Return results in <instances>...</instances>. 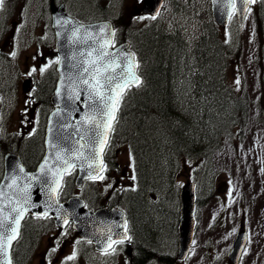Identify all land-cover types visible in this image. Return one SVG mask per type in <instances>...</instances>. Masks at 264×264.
Here are the masks:
<instances>
[{"label":"trees","instance_id":"1","mask_svg":"<svg viewBox=\"0 0 264 264\" xmlns=\"http://www.w3.org/2000/svg\"><path fill=\"white\" fill-rule=\"evenodd\" d=\"M82 2L83 6L92 3ZM191 10H198L194 3ZM106 11L103 8L99 13L106 15ZM260 17L264 28V4ZM200 24L188 43L185 29L152 25L133 31L118 26V37H126L136 48L143 80L129 89L121 102L113 138L130 146L135 157L138 185L130 196V218L143 242L154 246H162L161 239L171 237L175 215L168 206L175 202L172 184L176 168L199 161L196 171L200 180L209 179V159L218 140L231 126L242 123L250 111L247 93L234 88L226 78L233 56L226 52L227 45L208 11ZM260 61L264 72V56ZM48 90L47 85L42 86L41 97H46ZM258 100L254 118L262 125L264 100L261 96ZM40 146L41 140L35 136L21 151L35 158ZM158 170L161 174L155 173ZM146 189L160 200L145 201ZM143 256L145 253L139 252L137 260Z\"/></svg>","mask_w":264,"mask_h":264},{"label":"rangeland","instance_id":"2","mask_svg":"<svg viewBox=\"0 0 264 264\" xmlns=\"http://www.w3.org/2000/svg\"><path fill=\"white\" fill-rule=\"evenodd\" d=\"M82 1L84 0H70V7L76 13L82 12L86 17H90L91 12L96 9L97 1L105 5H112L110 8H117L118 13H122L124 30L130 27L127 25L128 21L138 26L146 22V19H135L140 17L134 11L137 0H91L92 3L89 6L86 5V8L82 7V5H85ZM193 3L198 10L203 5L201 0H194ZM5 4L6 10H10V13L12 8L16 7L13 0H5ZM36 4L37 0L29 4L30 8L27 16L29 12L33 16ZM187 12L193 11L187 10ZM114 13L116 14V12ZM20 16L21 11H15L8 20L19 19ZM254 16H256L255 13L250 18L247 17L241 28L235 26L232 27L231 32L226 30L223 31V34L224 36H230L231 34L232 39L226 44L240 54L239 56H233L229 62L227 78L234 86H237L235 81L239 77L240 86L247 91L251 100L256 101L259 96L264 100V92H262L259 82L260 71L256 63V60H259V47L262 44L260 34H264V28L259 22H255ZM4 20L5 17L2 18L0 14V22L2 23ZM24 20H29V18ZM43 23L41 19H37L35 22L28 21L22 33L26 40L19 43V59L16 61L17 65L14 66L16 68L20 67L23 72H27L26 64H31L30 67L35 68L36 71L34 72L38 74L41 67L51 62V52H53L51 40H47L45 43L36 40L37 35L45 34ZM178 24L182 25V22L178 21ZM175 25H177V22ZM134 29L135 27L131 30ZM184 29L190 30L189 28ZM24 43L28 44L24 46ZM236 43H239V45L235 48L234 44ZM6 47L9 51L8 44ZM26 54L28 55L26 56ZM17 74L18 72H15L13 76ZM19 95V99H25L21 92ZM6 111L10 113V109ZM18 111L17 108L14 109L11 115L12 121H14V116L15 119L17 117V120L20 121ZM250 113L253 114L252 109ZM28 114L29 110H26L23 119L25 126L27 125L25 120ZM18 121L15 128L19 125ZM6 124L7 122H0V129H3ZM8 128L13 130L12 125ZM244 137L243 144H239L233 139L224 143L221 151L216 153L212 159V172L208 177L211 182L201 181L199 195L202 201L197 208L196 235L188 258L181 264H231L227 254L241 224L247 227L248 241L240 256L239 264H264V130L259 126L250 125L249 132ZM117 160L120 165V171L117 175L125 177L127 186L133 172L132 158H130L129 151L126 148H121L118 151ZM189 175L187 170L183 168L180 176H178L177 183L180 185L185 182L189 179ZM105 176L107 177L106 180H98L86 186L87 193L91 191V195L87 194L88 198H95L96 194H100L97 200L101 201L105 191L119 186V183H114L117 180L116 177H111L110 174ZM108 185H111V187H108ZM210 187L213 188V191L208 190ZM230 192L231 195H229ZM168 207L176 208L172 205ZM63 234L66 236H64L63 243L60 244L75 243V239L68 235L69 232ZM52 235L49 239H45V247L52 245L51 243L54 242V234ZM43 250L44 247L40 244L38 248L31 252L24 264H38L41 261Z\"/></svg>","mask_w":264,"mask_h":264},{"label":"snow or ice","instance_id":"3","mask_svg":"<svg viewBox=\"0 0 264 264\" xmlns=\"http://www.w3.org/2000/svg\"><path fill=\"white\" fill-rule=\"evenodd\" d=\"M4 2L5 0H0V8L3 7ZM148 2L149 0H137L140 4ZM256 2L257 0H226L225 6L231 4L236 8L237 3L241 6L235 12L229 13L228 18L232 19L234 15L243 17L242 8ZM248 10L251 11V8ZM146 18L155 20L157 17L156 15L140 16L135 19ZM56 24L62 30L58 35L71 32L72 35L68 37L70 43L82 46L85 50L81 51L78 57H74L75 62L71 65L74 72L61 77L62 87L58 88L57 95L65 96L70 103L53 113V116L59 119L53 126L54 131L53 128L49 129L54 139L48 142V153L39 165L38 174H25L23 184L20 183V176L13 175L6 178L11 179L12 183L0 185V264H12L10 252L13 242L19 239L21 222L31 209L38 207L31 199L34 183L39 184L45 194L46 210L31 215L37 219H47L48 211L55 209L59 213L57 219L63 220L69 228L72 227L65 218L66 214L61 211L58 200L59 193L63 191L65 176L71 175L72 170L79 167L86 170L88 178L93 181L107 179L103 175L107 171L104 156L110 148L111 134L115 131L121 102L132 85L142 84L137 74L139 64L134 59L135 54L130 52L114 54L110 50L112 45L109 38L115 35V31L109 24L83 25L74 23L71 19H57ZM96 30L102 34V39L93 35ZM16 54L13 51L11 56L15 57ZM50 63H59V61ZM47 67L48 65L41 67L40 71L44 72ZM32 71L36 69L33 68ZM235 83L240 84L239 77ZM77 101L82 102L84 111L80 118L73 122L72 113L80 111L76 106ZM18 171L24 173L22 167ZM132 179L135 177L133 176ZM113 230L110 229L105 234V238L110 241L105 248L106 255L110 254L108 249L111 253H115L114 245L123 243V239H112ZM124 239L131 238L124 237ZM76 243L78 244L79 241ZM57 245H59L58 240ZM56 251L57 248L50 249L49 255ZM76 257L74 246L72 254L66 256L62 264L73 261Z\"/></svg>","mask_w":264,"mask_h":264},{"label":"water","instance_id":"4","mask_svg":"<svg viewBox=\"0 0 264 264\" xmlns=\"http://www.w3.org/2000/svg\"><path fill=\"white\" fill-rule=\"evenodd\" d=\"M162 0H149L148 3L143 4L142 11L143 12H152L154 14L157 13L160 4ZM211 2V10L212 15L214 19L217 21V23L221 25H226L229 17V13L232 11V5L227 4L226 0H210ZM249 5L244 6L242 8L243 11V17L246 13V10ZM241 6L239 3H237V8H240ZM52 26L55 28L56 31V49L58 54V61L57 63V71H58V80L56 89L54 91V94L52 96V102L56 106V108L50 113L47 120L46 130H45V138H44V145H45V153L43 157L48 153V142L50 140H53V134L50 133L49 129L53 128L54 131V125L59 119V117H54L53 113L57 112L58 109H62L65 107L66 104H69L70 102L67 100L65 96L57 95L58 88H61V77L71 75L74 72V69H72L71 65L75 62L74 57H78L79 53L81 51H84L85 49L82 46L79 45H72L68 39L69 36L72 35L71 32H67V34H61L58 35V33H61L62 30L59 25L56 24L57 19H71L74 23L77 24H83V25H102V24H109L111 29H113L112 24L110 21H102V22H96V23H79L74 18H71L66 15L63 6L52 8ZM238 22L241 24L243 17L236 15ZM93 35L98 36V38L102 39V34L99 33V30H96ZM110 42L112 44L114 36L110 37ZM128 42H121L120 44L116 45L114 48H110V50L115 54L118 52H130L127 51ZM137 62V61H136ZM139 76V75H138ZM140 77V76H139ZM141 80V78H140ZM135 86V85H133ZM83 97L81 98L82 101ZM81 101H77V107H79V112H73L71 116V120L74 122L75 120L80 118V115L83 113L84 108ZM40 160L37 168L29 172L27 171L21 161L19 160L18 156L15 154H8L5 156L4 161V174L0 181V185H3L5 183H12L11 179H6L8 177H11L13 175L20 176L21 181L20 183H24V175L25 174H38L39 165L43 160ZM24 169V173H20L18 171L19 168ZM86 168V165H85ZM78 169V175L76 178V185H81L82 181L86 178H88V173L86 170H82L81 168L77 167ZM31 199L32 202L37 204L38 207L33 208L30 210V213H42L46 209L44 207V201L46 199L44 192L41 190V186L39 184H35L31 190ZM60 209L63 213L66 214L65 218L68 221L72 222L73 227L78 231L80 235H84V237L96 239L97 245H105L104 242L108 241L105 238V234L109 232V229H114L112 232L118 231L119 235H113L112 239H123V226L125 225V219L124 214L115 209L106 210L105 208H100L95 211H90L89 209L84 208V202L79 197H70L67 199V201L59 202ZM180 241H179V250L178 255L179 256H185L189 244L192 240L193 236V227L195 224L194 218H193V211H194V185L191 183L185 184L181 191H180ZM48 215H51L53 217L55 224L63 227L65 225L63 220L57 219V216L59 213L53 210L48 211ZM114 226L119 225V227ZM245 240V230H240L238 232L237 237L234 240L232 249H231V255L232 259L235 260L236 257L239 255L240 251L242 250L243 244ZM95 242V241H94Z\"/></svg>","mask_w":264,"mask_h":264},{"label":"flooded vegetation","instance_id":"5","mask_svg":"<svg viewBox=\"0 0 264 264\" xmlns=\"http://www.w3.org/2000/svg\"><path fill=\"white\" fill-rule=\"evenodd\" d=\"M50 36H51V40H53V32L52 31H50ZM51 53H53L52 55L55 56L54 51L51 52ZM27 77H30L33 80V82H32L33 85L31 86V85L26 84L24 87L28 88L31 92H33V90H35L36 87H37V85H36L37 83L35 82L36 79H34L31 74L30 75L27 74L26 78ZM53 82L55 83V74H54ZM13 85H14L13 82H9L7 80L6 88L12 89ZM33 104L35 106L40 107L38 101H33ZM85 201H86V203L88 205H90V202H88V200L86 198H85ZM34 220L35 219H33V218H28L26 220V223H31ZM139 235H140L139 232H138V234H136V233L134 234L133 231L131 233L129 232V237L131 239H128V241H126V242L114 245V247L116 248L115 253H111V250H109L110 254L106 255V254H104L105 251H95L91 244L85 242L82 245H69V246H66L67 248H69L66 251V256L72 254V252L74 250V246H75V250L77 252V257L85 258L87 255H89V254L91 255L92 252H96L98 255H100V256L97 257V260L101 264H116V263H118V261L120 259H128L129 262L132 263V264H133V262H134V264H143V263L147 262V260H148L147 259L148 255H146V254H153L152 251H153L154 248H158V249L163 250L164 246L163 245L162 246H156V245L154 246L153 244H149V243L144 244L143 240L140 238ZM56 246H58V245H55L54 247H56ZM66 247H64V246L59 247L58 250L56 252H54V256H55L56 260H59V259H61V257L64 256L63 253H64V249ZM48 249H52V248H48ZM139 252H142V253L144 252L145 253V256H143V259L141 261L137 260ZM161 256L162 257L164 256L163 253H161ZM87 259H89V257H87ZM57 262H59V261H57Z\"/></svg>","mask_w":264,"mask_h":264},{"label":"bare ground","instance_id":"6","mask_svg":"<svg viewBox=\"0 0 264 264\" xmlns=\"http://www.w3.org/2000/svg\"><path fill=\"white\" fill-rule=\"evenodd\" d=\"M155 173L161 174V171H160V170H158V171H156ZM139 234H140V231H139Z\"/></svg>","mask_w":264,"mask_h":264}]
</instances>
